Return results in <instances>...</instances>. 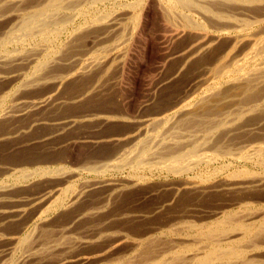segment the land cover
Here are the masks:
<instances>
[{
  "label": "bare ground",
  "instance_id": "6f19581e",
  "mask_svg": "<svg viewBox=\"0 0 264 264\" xmlns=\"http://www.w3.org/2000/svg\"><path fill=\"white\" fill-rule=\"evenodd\" d=\"M0 264H264V0H0Z\"/></svg>",
  "mask_w": 264,
  "mask_h": 264
},
{
  "label": "rangeland",
  "instance_id": "374dc122",
  "mask_svg": "<svg viewBox=\"0 0 264 264\" xmlns=\"http://www.w3.org/2000/svg\"><path fill=\"white\" fill-rule=\"evenodd\" d=\"M153 43V45L151 46V50H150V52H149V54H147V56H145V60L144 61H146V62H143V63H145V64H143L142 66H141V68L143 69H139V70H141V71H139L138 72V77L136 78L137 79V81L135 82V84H132L131 86H130V88L132 87V90H133V92H135V97L131 94V100L134 102V104H137L139 101L138 100H140V98H142L143 96H145L146 94H147V92H146V86L144 85V82H143V79L145 78V76H147V75H149L150 76V74H148V73H146V72H149V68H150V71H151V66H152V64H153V61H154V57L156 56V52H158V48H159V46L160 45H158V43H157V41H156V39L154 38V41L152 42ZM153 48H154V50H153ZM152 50H153V52H152ZM147 64V65H146ZM146 66V67H145ZM145 68V69H144ZM144 71V72H143ZM150 73V72H149ZM146 74V75H145ZM135 79V80H136ZM132 92V93H133ZM136 97H138L137 99H136ZM68 147V146H67ZM67 147H64V148H61L59 151H63L65 148H67ZM43 148H44V150H43ZM59 148V147H58ZM57 148V149H58ZM29 148H26V149H23V152H22V154H19V151H18V154H16V157L15 158H18L17 160L18 161H22L23 159H27V157L26 156H24V153H26V152H29V153H31L32 152V149H34V151L36 150V153H47V148H45L44 146H37L36 148H34V147H30V151L28 150ZM42 149V150H41ZM78 149V148H77ZM77 149H72V150H70V151H67V152H65L64 151V155L65 156H67L68 155V158H67V164H69L70 166L72 165L73 166V164L75 163V161L77 160V158H79V156H80V152H82L81 150H78L77 151ZM58 151V152H59ZM23 156V157H22ZM32 158L30 157L29 158V160H31ZM34 159H35V157H34ZM74 159V160H73ZM33 160V159H32ZM72 160H73V162H72ZM46 161H48V160H45V162H43L42 160L41 161H39V162H36V163H34V162H32V163H28V165H26V160H24V162H25V165L26 166H29V167H34L35 165H41V166H47V165H50V166H52L53 165V163H46ZM17 161H15V163H16ZM34 163V164H33ZM42 163V164H41ZM44 163V164H43ZM30 164V165H29ZM53 166H55V165H53ZM124 174H125V176L126 175H128V173H127V171H124V172H118V173H115V174H110V175H108V177L110 176H113V177H115V178H122V177H124ZM85 175V176H84ZM83 176H82V179H88V178H90L91 176L90 175H87V174H84ZM117 175V176H116ZM174 178V176L172 175V176H167V174H165V173H163V174H161V173H154V175L152 176L151 175V178H150V180L151 181H153V182H160V181H170L171 179H173ZM132 231H130V233H131ZM132 235V234H131ZM133 236H130L129 238H127L126 240L127 241H132L134 238H132ZM132 239V240H131Z\"/></svg>",
  "mask_w": 264,
  "mask_h": 264
}]
</instances>
